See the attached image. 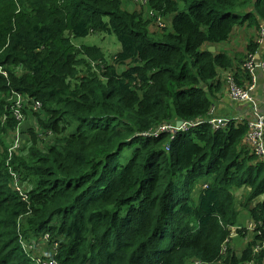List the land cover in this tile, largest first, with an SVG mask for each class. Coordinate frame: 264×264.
<instances>
[{
  "label": "trees",
  "instance_id": "obj_1",
  "mask_svg": "<svg viewBox=\"0 0 264 264\" xmlns=\"http://www.w3.org/2000/svg\"><path fill=\"white\" fill-rule=\"evenodd\" d=\"M148 7L165 28L131 0H0V264H33L19 239L46 233L58 264H264V158L246 121L209 123L220 73L264 52V0ZM112 35L114 54L74 42ZM34 122L43 149L31 131L10 154Z\"/></svg>",
  "mask_w": 264,
  "mask_h": 264
},
{
  "label": "built area",
  "instance_id": "obj_2",
  "mask_svg": "<svg viewBox=\"0 0 264 264\" xmlns=\"http://www.w3.org/2000/svg\"><path fill=\"white\" fill-rule=\"evenodd\" d=\"M135 6L139 7L143 10L145 9V14L147 17L154 18L156 20L157 25H159L162 28L166 27V24L163 22L162 19H160L158 16H156L151 9L148 7L149 0H131ZM263 43V42H262ZM264 52L261 54L257 53L256 55L251 56L248 61L244 65L245 72L240 77L238 76V79H236L234 73H229L226 76V85L227 87V93L229 96V99L232 102L241 103L244 105H247L250 107L251 111L253 112L254 119L251 121H248V125L250 128V134L248 136V141L255 147L256 153L258 156L264 158V115L260 111V107L258 106L257 100L255 98V93L258 86V72L262 70L264 72ZM41 104H37L36 108H40ZM214 112V109L212 111V114ZM209 123H211L214 127L217 129L221 126H224L226 124H223L222 121H229V123L233 119L229 118H220L212 116L211 119H209ZM237 121H240V119H236ZM245 121V120H244ZM204 121H194V122H183L181 125H165L160 127L155 134L158 133H168L171 135L172 138H174L179 133H184L189 131L191 128L197 127L200 124H202ZM21 126V125H20ZM19 126V127H20ZM18 127V128H19ZM17 128V129H18ZM17 136L15 139V145L12 150H15L19 148L18 146V139H19V133L16 131ZM16 190L20 193L24 201H27L28 195H24L25 189L19 185H16ZM22 248L25 253L32 259L34 264H58L55 260V257L58 254V243H51V239L49 235H45L41 240L38 242L36 241H20ZM260 247L256 248V252L259 250ZM48 257L49 261H44V258Z\"/></svg>",
  "mask_w": 264,
  "mask_h": 264
},
{
  "label": "rangeland",
  "instance_id": "obj_3",
  "mask_svg": "<svg viewBox=\"0 0 264 264\" xmlns=\"http://www.w3.org/2000/svg\"><path fill=\"white\" fill-rule=\"evenodd\" d=\"M131 8H135L132 4H129ZM143 10H145L143 8ZM242 36L239 38V35H237V40H236V44L233 45V49H230V52H234V53H244L245 48L248 44L247 40H246V36L245 34H243V32L241 33ZM98 42V45L105 50L106 52H109L110 54H114L116 52L119 51V49H121V45L118 42L117 38L112 35V36H108V38L106 39H102L100 36H95L92 38H79V39H75L74 42L77 45H81V44H86L89 45L92 42ZM231 44V43H230ZM232 48V47H230ZM223 84H225V87L227 88L228 85H226V81H223ZM220 95V93L218 94V96ZM17 101V107L18 108H22L25 103L27 102V100L24 97H20L17 96V98H15ZM219 99V98H218ZM15 101V100H13ZM33 108L36 112H39L40 109H37L34 105ZM15 131H18L19 133V139H18V146L19 148L12 150L14 148L15 145V139L17 136V133ZM12 131L11 134L8 136L7 138V146L9 147V151L10 153H14V152H21L25 151L29 148L30 144L31 147L33 146V136L30 135L31 131H34L36 134V136H38L40 138V140L37 142L36 147L43 149L42 145V138L46 135L44 134L46 131L42 130L39 126L37 122H34L32 124H26L24 123L23 125H21L17 130ZM44 134V135H43ZM48 135H50V133H48ZM53 143V141L51 142ZM129 153H127L122 159L121 162L123 164L126 163V157L128 156ZM236 235V234H234ZM241 246L243 245V241L241 242ZM236 245V244H235ZM236 247H239L238 245H236ZM260 247V246H259ZM263 247H260L259 250L256 253L261 252Z\"/></svg>",
  "mask_w": 264,
  "mask_h": 264
},
{
  "label": "crops",
  "instance_id": "obj_4",
  "mask_svg": "<svg viewBox=\"0 0 264 264\" xmlns=\"http://www.w3.org/2000/svg\"><path fill=\"white\" fill-rule=\"evenodd\" d=\"M239 38L242 36L241 32L238 34ZM237 35L232 39L231 44H228L225 49H233V45L236 44ZM232 47V48H230ZM239 61H235V66L233 69H237L240 65L237 63ZM231 72V71H230ZM225 72L220 73V81H221V91L220 95L217 98V108L214 107V112L212 115L220 118H229L236 121V119H240V121H251L254 119L253 112L250 107L241 103L232 102L229 99L227 88L225 84H223L222 77ZM241 79V76H239ZM255 98L257 100L258 106L260 107L261 113L264 115V72L260 70L258 72V86L255 93ZM237 122V121H236Z\"/></svg>",
  "mask_w": 264,
  "mask_h": 264
},
{
  "label": "clouds",
  "instance_id": "obj_5",
  "mask_svg": "<svg viewBox=\"0 0 264 264\" xmlns=\"http://www.w3.org/2000/svg\"><path fill=\"white\" fill-rule=\"evenodd\" d=\"M143 11H145V10H143ZM36 105H37V104H36ZM41 106H42V105H41ZM41 106H40V108H37V109H40V110H41ZM35 107H36V106H35ZM212 116H213V115H212ZM233 121H235V120H233ZM236 121H237V120H236ZM240 122H243V121H237V123H240ZM246 122H247V121H246ZM247 123H248V122H247ZM181 124H182V123H181ZM181 124H180V125H181ZM177 125H178V124H177ZM16 130H17V129H16ZM15 132H16V131H15ZM9 153H10V151H9ZM10 154H11V153H10ZM11 157H12V156H11ZM11 159H12V158H10V160H11ZM21 187H23V186H21ZM23 188L25 189V191L27 190L25 187H23ZM45 235H49V236H50L49 233H46ZM45 235H44V236H45ZM44 236H43V237H44ZM43 237H42V238H43ZM42 238L37 239V240L33 239V240H31V241H36V242H38V241L41 240ZM50 239H51V237H50ZM21 240H25V239H23L22 237H20V239H19V243H20ZM25 241H27V240H25ZM31 241H28V242H31ZM55 242L58 243V245H59V248H58V252H59V250H60V243H59V241H58V240H57V241H52V240H51V243L54 244ZM20 246L22 247L21 243H20ZM22 249H23V248H22ZM27 256H28V255H27ZM28 257H29V256H28ZM29 258H30V257H29ZM30 259H31V258H30ZM31 260H32V259H31ZM44 261L48 262V261H49V258H48V257H45V258H44ZM32 262H33V261H32ZM33 264H34V262H33Z\"/></svg>",
  "mask_w": 264,
  "mask_h": 264
},
{
  "label": "water",
  "instance_id": "obj_6",
  "mask_svg": "<svg viewBox=\"0 0 264 264\" xmlns=\"http://www.w3.org/2000/svg\"><path fill=\"white\" fill-rule=\"evenodd\" d=\"M209 51L212 52V53H215L216 52V48L215 47H210L209 48ZM223 124H228L229 121H222ZM181 124V122L178 123V126Z\"/></svg>",
  "mask_w": 264,
  "mask_h": 264
},
{
  "label": "bare ground",
  "instance_id": "obj_7",
  "mask_svg": "<svg viewBox=\"0 0 264 264\" xmlns=\"http://www.w3.org/2000/svg\"><path fill=\"white\" fill-rule=\"evenodd\" d=\"M261 34V33H260ZM263 36V35H262ZM261 44V43H260ZM262 52V51H261ZM260 53V52H259ZM254 55V54H253ZM251 145V144H250ZM252 146V145H251ZM264 160V159H263Z\"/></svg>",
  "mask_w": 264,
  "mask_h": 264
}]
</instances>
